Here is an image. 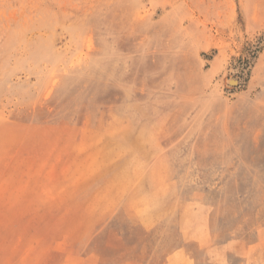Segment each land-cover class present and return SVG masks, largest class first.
<instances>
[{
  "label": "rangeland",
  "instance_id": "374dc122",
  "mask_svg": "<svg viewBox=\"0 0 264 264\" xmlns=\"http://www.w3.org/2000/svg\"><path fill=\"white\" fill-rule=\"evenodd\" d=\"M0 264H264V0H0Z\"/></svg>",
  "mask_w": 264,
  "mask_h": 264
}]
</instances>
